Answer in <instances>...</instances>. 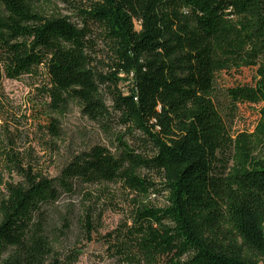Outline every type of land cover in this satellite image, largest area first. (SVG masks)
I'll return each mask as SVG.
<instances>
[{
	"label": "trees",
	"instance_id": "trees-1",
	"mask_svg": "<svg viewBox=\"0 0 264 264\" xmlns=\"http://www.w3.org/2000/svg\"><path fill=\"white\" fill-rule=\"evenodd\" d=\"M33 1L0 0V77L42 69L52 102L77 101L88 115L103 112L100 90L108 83L121 123L151 154L125 147L114 156L93 147L54 179L23 172V183L6 185L0 200V264H49L34 220L59 188L119 183L146 194L154 185L140 170L160 177L166 201L135 209L126 262L264 259V0H89L78 24L34 14ZM95 41L111 55L107 75L92 67ZM243 68L256 69L254 83L224 95L234 109L261 104V117L252 133L231 137L211 95L221 73ZM120 74L133 76L127 93Z\"/></svg>",
	"mask_w": 264,
	"mask_h": 264
},
{
	"label": "rangeland",
	"instance_id": "rangeland-1",
	"mask_svg": "<svg viewBox=\"0 0 264 264\" xmlns=\"http://www.w3.org/2000/svg\"><path fill=\"white\" fill-rule=\"evenodd\" d=\"M88 3L89 0H34L32 10L46 19L66 17L78 24L80 11ZM135 29H139L137 24ZM95 43L94 50L89 53L94 59L92 67L99 74L107 75L111 55L101 42ZM255 71L243 68L217 77L212 101L231 137L254 131L262 105H237L234 109L224 90L252 85ZM118 77L120 91L127 93L133 86L132 74ZM47 82L42 69L36 75L16 80L0 77V200L5 197L6 185L23 183V172L54 179L75 156L93 147H102L114 156L125 147L141 155L151 154V147L142 136L121 123L119 113L110 102L108 83L100 90L103 112L88 115L77 101L69 100L62 105L53 103L46 93ZM53 122L55 131L50 129ZM138 174L154 185L146 194L131 192L119 183L74 181L71 192L59 188L54 200L42 204L41 215L35 217L34 223H39L41 235L47 242L46 263L143 264L141 261L126 262L124 254L131 240L128 229L134 211L141 207H163L166 196L161 192V180L155 172L140 170ZM121 246L125 249L120 250ZM7 255L8 251L3 258ZM245 259L251 264H264V259L248 254Z\"/></svg>",
	"mask_w": 264,
	"mask_h": 264
}]
</instances>
